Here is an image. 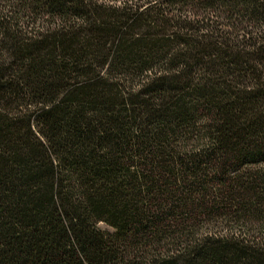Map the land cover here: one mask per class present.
<instances>
[{
  "label": "trees",
  "instance_id": "1",
  "mask_svg": "<svg viewBox=\"0 0 264 264\" xmlns=\"http://www.w3.org/2000/svg\"><path fill=\"white\" fill-rule=\"evenodd\" d=\"M0 264H264V0H0Z\"/></svg>",
  "mask_w": 264,
  "mask_h": 264
},
{
  "label": "rangeland",
  "instance_id": "2",
  "mask_svg": "<svg viewBox=\"0 0 264 264\" xmlns=\"http://www.w3.org/2000/svg\"><path fill=\"white\" fill-rule=\"evenodd\" d=\"M101 226H102V229H103V230L110 231V227H106V226H104V225H101Z\"/></svg>",
  "mask_w": 264,
  "mask_h": 264
}]
</instances>
